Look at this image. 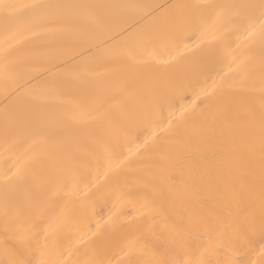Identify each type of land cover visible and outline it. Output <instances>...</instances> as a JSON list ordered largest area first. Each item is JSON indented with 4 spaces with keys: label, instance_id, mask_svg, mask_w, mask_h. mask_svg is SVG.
Returning <instances> with one entry per match:
<instances>
[{
    "label": "bare ground",
    "instance_id": "1",
    "mask_svg": "<svg viewBox=\"0 0 264 264\" xmlns=\"http://www.w3.org/2000/svg\"><path fill=\"white\" fill-rule=\"evenodd\" d=\"M5 2L17 7L7 17L0 12V261L31 259L39 264L55 260L58 253L51 249V230L47 245L44 235L36 233H43L54 217L64 215L71 216L74 235L83 237L75 258L86 260L93 252L103 254L112 232L137 220L135 203H117L112 191L117 178L121 185L125 181H155L156 205L137 221L146 238L158 246L154 260L172 259L185 249L189 250L185 258L194 259L190 252L198 245H227L235 240L233 230L243 223L242 216L227 231L221 223L213 232L204 222H215L217 197L225 192L223 185L218 188L213 183L219 165L232 161L240 173L246 164V160L233 158L228 142L222 145L217 140L221 125L218 122L213 127L212 112L221 90L231 85L236 75V65L229 67L232 55L243 51L241 58L253 69L244 78V95L254 100L258 120L264 52L259 40L249 45L243 38L237 40L235 34L220 39L210 25L177 6L259 4L260 0ZM36 4L71 7L37 14L29 7ZM160 29L171 31L170 43L159 45L155 53L151 47L136 50L144 62L140 67L155 90L132 88L109 101L110 89L127 74L126 39ZM90 95H95V102H89ZM169 99L173 101L171 109ZM160 103L165 115L172 110L187 117L182 123L173 121V133H162L154 123L158 113L153 107ZM99 104L107 115L90 119L84 109L95 114ZM234 108L226 131L229 140L235 138L243 145L251 122L242 102ZM37 130L41 134L37 135ZM97 140L106 141L112 152L111 169L97 173L95 167H79L76 171L82 179L69 185V194V188L61 189V185L73 175L71 155L93 147L102 151ZM6 142L10 147H31L44 159L43 166L30 169L27 181L7 188L3 180ZM53 146L55 154L49 158ZM16 154L13 148L9 160ZM57 161L63 165L61 175L55 178L61 195L53 200L48 190L52 177L45 169L54 168ZM255 199L258 225V192Z\"/></svg>",
    "mask_w": 264,
    "mask_h": 264
},
{
    "label": "snow or ice",
    "instance_id": "2",
    "mask_svg": "<svg viewBox=\"0 0 264 264\" xmlns=\"http://www.w3.org/2000/svg\"><path fill=\"white\" fill-rule=\"evenodd\" d=\"M17 6L0 0V12L7 17ZM37 14L41 10L58 9L71 7L65 5H45L36 4L29 6ZM185 9L187 14L197 16L204 25H210L211 29L219 34L222 40L235 34L236 39L243 38L249 45L255 44L259 40L262 52H264V0L259 4H186L179 5ZM257 25L259 27L257 28ZM172 33L168 29H160L146 35H134L126 39L127 46V74L121 81L112 87L108 94L109 101H115L118 97L125 95L132 88L142 90H155L154 83L146 77V73L140 65L144 62L137 57L136 50L151 47L153 52L158 51V46L164 42H171ZM239 47V45H238ZM246 50V49H245ZM243 51L234 53L229 67L235 64L237 67L236 75L233 77V83L221 90V94L214 102V111L212 112V125L217 126L220 122L221 131L217 135V140L223 145L228 142L232 148L233 158L239 157L246 164L240 173H237L232 161L221 163L215 173L213 183L219 188L223 185L225 192L222 197H217L219 212L212 219H205V223L217 231L220 224H224V230L227 231L232 224H235L240 216L243 217V223L234 228L233 235L235 240L229 241L227 245L205 247L198 245L197 249L191 250L190 254L194 259L185 258L189 255V250L177 253L169 260H154L152 256L157 250V245L149 241L138 220L142 219L147 212L145 210L154 209L156 200L154 199L155 181L154 179L137 180L135 183L125 181L123 185L119 178L116 179L113 193L117 196V203L125 201L135 203L137 206L134 211L137 213V220L129 221L125 228L114 230L105 245L103 254L93 252L91 258L86 260L76 259L78 245L83 243L82 236L74 235L73 220L71 216L64 215L54 217L48 228L43 230L47 245L49 230L53 236L51 249L58 253L55 260H41L39 264H264V76H262V87L259 103V118L256 117V104L251 97L245 96L246 78L252 71V67L245 59H242ZM171 57V51L168 52ZM7 71V66L6 69ZM261 72L264 74V55L261 58ZM240 77V79H237ZM195 84L192 85L195 88ZM89 102H95V95H90ZM242 102L247 108V117L251 122L249 134L241 145L235 138L229 140L227 131L230 125L226 122L230 115L236 112L234 105ZM172 99L167 101L168 108L171 109ZM103 104H99L96 113L92 114L85 110L90 119H101L107 115L103 110ZM164 104H156L153 107L154 113H158L154 123L157 124L162 133H173L175 127L173 121L182 123L187 117L184 112L179 116L175 111L169 110L167 115L164 114ZM205 120L207 113L204 114ZM167 123V127H165ZM37 135L41 130H37ZM102 146L103 150H97L95 147L90 148L86 153L72 154L71 159L74 165V172L70 179L64 180L61 189L69 188V185H75L82 177L76 171L83 166L88 169L95 167L97 173L102 168L111 169L112 152L106 141L97 140L95 142ZM13 148L16 149L15 159L9 160V153ZM55 154V146L49 154L51 158ZM44 159L40 154L32 151V148L24 149L22 145L9 146L5 144V157L3 166V180L5 187L10 184H19L29 179V171L36 165L43 166ZM62 162L57 161L52 169H45L46 173L52 177L48 184V190L51 192L50 199H59L61 191L56 189V177L62 173ZM129 171L134 169L129 168ZM107 175V171H105ZM207 179V177H204ZM259 194L260 215L258 218L255 212L256 194ZM69 194L71 189L69 188ZM59 221V223H57ZM115 223V220H113ZM55 225V227H53ZM211 240V237H209ZM67 254L68 259H65ZM216 259L210 258V255ZM8 250H5V256H8ZM22 255V254H21ZM228 258L225 259L224 257ZM0 264H33L31 259H7L0 261Z\"/></svg>",
    "mask_w": 264,
    "mask_h": 264
}]
</instances>
